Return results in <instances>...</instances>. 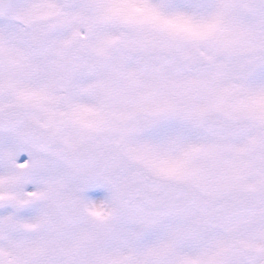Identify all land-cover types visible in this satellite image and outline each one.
I'll return each instance as SVG.
<instances>
[{
	"label": "snow or ice",
	"instance_id": "obj_1",
	"mask_svg": "<svg viewBox=\"0 0 264 264\" xmlns=\"http://www.w3.org/2000/svg\"><path fill=\"white\" fill-rule=\"evenodd\" d=\"M0 264H264V0H0Z\"/></svg>",
	"mask_w": 264,
	"mask_h": 264
}]
</instances>
